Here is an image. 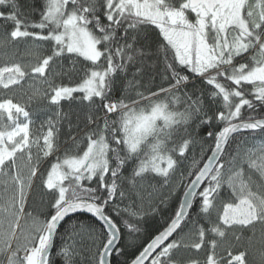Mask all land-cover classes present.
<instances>
[{
    "label": "snow or ice",
    "instance_id": "6c2138e0",
    "mask_svg": "<svg viewBox=\"0 0 264 264\" xmlns=\"http://www.w3.org/2000/svg\"><path fill=\"white\" fill-rule=\"evenodd\" d=\"M0 49V264H249L264 0H0Z\"/></svg>",
    "mask_w": 264,
    "mask_h": 264
},
{
    "label": "trees",
    "instance_id": "16d2710c",
    "mask_svg": "<svg viewBox=\"0 0 264 264\" xmlns=\"http://www.w3.org/2000/svg\"><path fill=\"white\" fill-rule=\"evenodd\" d=\"M19 47H20V52L16 53L15 59L22 60V62L27 63L31 58L28 56L22 55V53L24 52V48H25L24 45H20ZM5 53H7V55H5ZM11 57H12V49H0V64H2L5 60H10ZM156 82L157 83L160 82L159 78H157ZM29 83H31V81L27 80V83L26 82L24 83L25 86L23 87V89L14 90L16 93V98H19L20 92L22 90L28 89ZM12 94H13L12 92L7 93V95H12ZM196 152L197 154L199 153L198 147L196 148ZM170 204L172 207H175L178 204V196L173 198ZM167 216H168V212H165L163 214V217L157 216L155 219L149 218L145 225L146 234L142 236L141 239L144 242H147L148 237L151 235H154L155 230L157 228H161L164 225V218H166ZM82 219H84L86 223L92 222L90 218L82 217ZM64 227H68V223H66ZM61 231H63V229H61ZM254 232H255V236L251 243H249L246 239L238 242L236 241L235 236L230 234L226 239L220 241V246L217 249V251L220 252L221 254H224V249L226 248H231L233 251L247 250L249 253L248 255L249 264H253L254 257L257 255L258 251L262 247L261 240H262V237H264V225L257 224L255 226ZM252 234H253V230H248L245 232V236H251ZM57 244L58 245L60 244L59 239H57ZM188 255H201V254H196L194 252L189 253V252H183V251L177 253V256H188ZM131 258H132V252L129 251L125 254V257H123L122 259H131ZM55 259H56V264H61V261L58 258H55Z\"/></svg>",
    "mask_w": 264,
    "mask_h": 264
},
{
    "label": "rangeland",
    "instance_id": "374dc122",
    "mask_svg": "<svg viewBox=\"0 0 264 264\" xmlns=\"http://www.w3.org/2000/svg\"><path fill=\"white\" fill-rule=\"evenodd\" d=\"M25 82L27 83V80H26V81H24V82H22V84H23V87L25 86V84H24ZM15 90H17V89H15Z\"/></svg>",
    "mask_w": 264,
    "mask_h": 264
}]
</instances>
